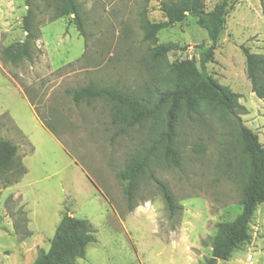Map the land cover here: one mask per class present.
Returning a JSON list of instances; mask_svg holds the SVG:
<instances>
[{
	"label": "rangeland",
	"instance_id": "obj_1",
	"mask_svg": "<svg viewBox=\"0 0 264 264\" xmlns=\"http://www.w3.org/2000/svg\"><path fill=\"white\" fill-rule=\"evenodd\" d=\"M76 1L85 38L72 16L56 18L52 0H32L31 59L11 63L0 56V139L18 146L26 170L9 186L0 179V264H33L66 211L96 230V242L75 264H204L216 224L241 212L246 183L238 172L246 163L223 146L236 144L232 128L201 100L181 110L174 143L179 166L162 158V149L154 151L139 180L137 206L128 213L118 173L151 145L162 114L122 130L103 101L74 104L66 90L92 83L154 94L172 79L171 65L190 61L199 73L203 58L205 72L241 96L242 122L264 146V100L251 91L240 49L264 55V0H230L215 49L190 16L161 30L157 45L169 51L157 60L143 40L142 22L164 21L160 1L179 0ZM203 2L209 11L219 0ZM27 9L25 0H0V51L24 40ZM150 173L182 206L172 220ZM249 235L224 264H264V203L256 207Z\"/></svg>",
	"mask_w": 264,
	"mask_h": 264
},
{
	"label": "trees",
	"instance_id": "obj_2",
	"mask_svg": "<svg viewBox=\"0 0 264 264\" xmlns=\"http://www.w3.org/2000/svg\"><path fill=\"white\" fill-rule=\"evenodd\" d=\"M25 2L28 9L23 19L24 40L11 43L0 51L1 58L11 63L30 60L36 40L31 22L32 0ZM52 2L56 18L72 16L77 32L85 38L80 4L76 0ZM229 3L230 0H219L207 11L203 0H179L175 3L160 1L164 21L144 20L141 25L143 40L151 45V59H161L169 51L168 47L157 45L158 32L182 22L187 16L196 20L197 26L207 34L209 48L215 49L224 30ZM261 7L264 13V4ZM240 49L245 58L246 77L251 91L258 99L264 100V55L252 53L243 45ZM200 69L199 73L195 72L194 64L190 61L174 63L170 66V82L164 83L154 94L148 93L144 96L125 93L112 87H97L92 83L81 88L67 89L66 93L71 96L74 104L103 101L109 107L111 123L122 130L141 125L162 114L161 130L151 145L146 151L131 156L118 173V179L123 184L128 213L137 206L139 180L149 168L154 151L162 149V158L176 167L179 166L174 143L181 110L191 111L197 101L201 100L212 112L218 114L220 124L232 128V134L237 139L236 144L223 143V146L227 154L237 150V156L246 163L245 169L238 172L246 184L242 190L240 214L232 221L217 223V234L210 240L211 257L204 264H218L220 260L228 261L232 253L250 239L249 224L257 205L264 203V146L259 142L257 134L242 122L241 116L247 111L239 103L241 96L207 74L203 58L200 60ZM25 173L26 170L18 158V146L9 140L0 139V179L4 186L16 183ZM149 176L161 193L169 219H174L182 206L176 202L165 182L156 179L153 173ZM95 233L96 230L88 220L73 217L66 211L55 228L48 250L39 251L33 264H75L77 259L85 258L86 247L96 242Z\"/></svg>",
	"mask_w": 264,
	"mask_h": 264
},
{
	"label": "water",
	"instance_id": "obj_3",
	"mask_svg": "<svg viewBox=\"0 0 264 264\" xmlns=\"http://www.w3.org/2000/svg\"><path fill=\"white\" fill-rule=\"evenodd\" d=\"M218 264H224V262L220 260V261L218 262Z\"/></svg>",
	"mask_w": 264,
	"mask_h": 264
},
{
	"label": "built area",
	"instance_id": "obj_4",
	"mask_svg": "<svg viewBox=\"0 0 264 264\" xmlns=\"http://www.w3.org/2000/svg\"><path fill=\"white\" fill-rule=\"evenodd\" d=\"M247 259H248V260H251V256L249 255V256L247 257Z\"/></svg>",
	"mask_w": 264,
	"mask_h": 264
},
{
	"label": "crops",
	"instance_id": "obj_5",
	"mask_svg": "<svg viewBox=\"0 0 264 264\" xmlns=\"http://www.w3.org/2000/svg\"><path fill=\"white\" fill-rule=\"evenodd\" d=\"M255 96V95H254Z\"/></svg>",
	"mask_w": 264,
	"mask_h": 264
}]
</instances>
